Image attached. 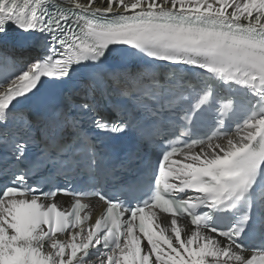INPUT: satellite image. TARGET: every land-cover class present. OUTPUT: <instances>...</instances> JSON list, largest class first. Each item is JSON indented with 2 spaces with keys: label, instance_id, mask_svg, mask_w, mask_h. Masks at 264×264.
<instances>
[{
  "label": "snow or ice",
  "instance_id": "1",
  "mask_svg": "<svg viewBox=\"0 0 264 264\" xmlns=\"http://www.w3.org/2000/svg\"><path fill=\"white\" fill-rule=\"evenodd\" d=\"M66 3L0 0V264H264V0ZM13 29L42 52L18 57ZM113 46L198 69L200 84L130 71L115 81L105 65L127 48ZM215 81L243 91L217 103ZM102 91H121L132 110L107 119ZM85 120L158 151L146 186L94 192L106 210L90 224L81 202L89 193L72 181L84 171L95 183L108 169ZM53 175L67 185L45 190L39 180ZM58 194L77 197L70 210ZM159 213L170 223L161 226Z\"/></svg>",
  "mask_w": 264,
  "mask_h": 264
},
{
  "label": "bare ground",
  "instance_id": "2",
  "mask_svg": "<svg viewBox=\"0 0 264 264\" xmlns=\"http://www.w3.org/2000/svg\"><path fill=\"white\" fill-rule=\"evenodd\" d=\"M56 2L59 3H63V4H67L66 0H56ZM81 3H86L87 0H80ZM101 4L98 3L96 5H94V7H100ZM10 36L13 37V43H14V47H15V51L19 54L17 55L18 57L22 56L24 61H27L31 58H33L32 56V52L30 45H28V41H23V40H16L15 37L17 36V32L15 29L12 30V33H10ZM116 48H127V46H113ZM25 48V50H21ZM129 49V50H128ZM126 52H114L112 54V56L109 58V62H114L117 63V67L119 70V68H122V71H124L125 73L127 72H131L133 74H142V79H145V75L150 74L151 71H153L156 66H158L161 63H156L155 61L148 59L146 57H144L142 54H134L135 51L133 49L128 48ZM21 50V51H19ZM38 54L36 53V55L34 57H36ZM23 64L21 62H18L16 67L17 69L22 67ZM115 75H117V72H113ZM119 79V78H118ZM233 138L236 139L238 138L236 135H233ZM226 143V142H225ZM196 151H199V149H196ZM177 159H182V156L177 158ZM170 223V218H164L162 220V226H165L167 224ZM180 224L185 228V230H187V228L190 226L189 224H187L184 221H180ZM183 235V234H182ZM62 238V237H60ZM64 240V239H61Z\"/></svg>",
  "mask_w": 264,
  "mask_h": 264
}]
</instances>
